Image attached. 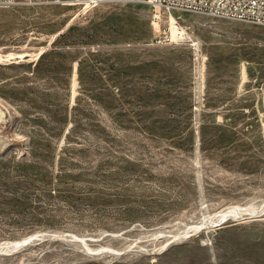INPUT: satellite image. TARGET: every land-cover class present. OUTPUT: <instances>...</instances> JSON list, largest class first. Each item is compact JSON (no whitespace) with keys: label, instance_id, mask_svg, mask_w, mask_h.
<instances>
[{"label":"rangeland","instance_id":"1","mask_svg":"<svg viewBox=\"0 0 264 264\" xmlns=\"http://www.w3.org/2000/svg\"><path fill=\"white\" fill-rule=\"evenodd\" d=\"M73 1L0 7V264H264V25Z\"/></svg>","mask_w":264,"mask_h":264},{"label":"built area","instance_id":"2","mask_svg":"<svg viewBox=\"0 0 264 264\" xmlns=\"http://www.w3.org/2000/svg\"><path fill=\"white\" fill-rule=\"evenodd\" d=\"M28 1L40 3L47 0ZM78 1V4L92 8L99 5L103 0ZM17 2L18 0H0V7H9ZM146 2L154 11L152 23L157 28H161V9L168 12L169 15L175 11H193L209 14L213 17L243 20L264 25V0H146Z\"/></svg>","mask_w":264,"mask_h":264},{"label":"bare ground","instance_id":"3","mask_svg":"<svg viewBox=\"0 0 264 264\" xmlns=\"http://www.w3.org/2000/svg\"><path fill=\"white\" fill-rule=\"evenodd\" d=\"M72 3L78 4L79 1L78 0H74ZM169 17H170V23H171V33L172 34L173 33L177 34V36L179 38L192 40L191 36L189 34L185 35L186 32L179 26V24H177L178 20H177V18L174 15L173 12L171 13V15H169ZM172 34H171V36H172ZM191 43L196 45V46H199V42L198 41L194 40ZM263 213H264V202L262 204L258 205V206H253V205L249 206V204H248V206H242V205L241 206H235L234 205L233 207L230 206V208H227L226 210H222V212H220V213L218 212L219 216H217V220H216V222L214 221L213 224L221 225V224H223V223H225V222H227L229 220L241 219L244 214H248L250 217H253V216L256 217V216L262 215ZM198 227H199V225L198 226L191 225L189 227H186L183 230L181 236H179V237H187V236H189L192 233V231L194 229L198 228ZM161 233H163V232H161ZM176 237H178V236L176 235ZM29 240L30 239L25 238L23 240H12V241L1 242L0 243V252L10 253L11 250H15V249L19 248L20 246L24 245L25 243H28ZM83 240H84V238H83ZM30 241L32 242L33 240H30ZM169 242L170 241L168 239L164 243L163 247L164 248L167 247ZM88 249L91 252H98V251L100 252L101 249L102 250L111 251V249H109L107 247L106 248H101V249L100 248H91L90 247Z\"/></svg>","mask_w":264,"mask_h":264},{"label":"trees","instance_id":"4","mask_svg":"<svg viewBox=\"0 0 264 264\" xmlns=\"http://www.w3.org/2000/svg\"><path fill=\"white\" fill-rule=\"evenodd\" d=\"M37 183L39 184H42V181L39 180L38 178L36 177H33V176H26V182H25V188L26 189H29V188H32V187H36L37 186ZM28 185V186H27ZM31 186V187H29ZM11 191V194H15L16 192L14 190H10ZM35 228H29L27 230H25V232H30V231H33Z\"/></svg>","mask_w":264,"mask_h":264},{"label":"water","instance_id":"5","mask_svg":"<svg viewBox=\"0 0 264 264\" xmlns=\"http://www.w3.org/2000/svg\"><path fill=\"white\" fill-rule=\"evenodd\" d=\"M248 218H251V217L249 215L244 217V219H248ZM42 236H43V234L41 232H36V233L27 234V235L23 236L22 238L16 239V240H23L25 238H28L30 240H35V239H40ZM30 240L28 241V243L31 242ZM9 241H12V240H9ZM28 243H25L24 245H26ZM24 245H22V246H24ZM22 246H20L19 248H21ZM19 248H17V249H19ZM17 249H15V250H17ZM15 250H11L10 252H13Z\"/></svg>","mask_w":264,"mask_h":264}]
</instances>
